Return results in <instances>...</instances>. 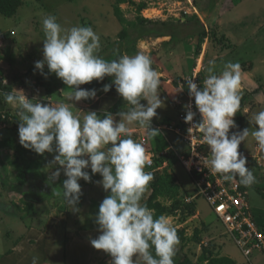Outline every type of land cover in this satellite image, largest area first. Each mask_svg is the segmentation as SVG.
<instances>
[{
  "label": "clouds",
  "instance_id": "9594fccd",
  "mask_svg": "<svg viewBox=\"0 0 264 264\" xmlns=\"http://www.w3.org/2000/svg\"><path fill=\"white\" fill-rule=\"evenodd\" d=\"M42 28L43 59L35 62L34 68L45 79L55 74L68 92L65 102L47 103L35 96L29 99L22 89L2 93L4 101L16 109L19 143L41 156L55 153L47 165L48 183L54 184L61 174L66 177L62 188H54L52 195L61 197L73 212L79 211L82 196L79 181L91 183L92 176L102 177L95 183L108 195L95 216L100 234L90 239V244L111 257L109 264H174L177 231L170 217H155L154 210L142 203L154 177L145 171L151 161L144 144L131 135L133 127L148 139L160 134L152 126L157 109L163 106L160 73L143 52L123 54L111 61L102 58L98 55L100 37L90 26L64 28L55 16L47 15ZM206 72L203 86L185 78L178 91L186 85L201 117L194 123L197 113L191 104L184 105L185 123L191 125L189 138L208 146L211 155L204 164L211 173L221 174L226 182L251 187L256 177L238 149L251 136L264 151V109L253 112L248 119L250 127L239 130L233 117L241 102L240 64L227 62L217 75L215 62L209 61ZM105 77L112 78V84L104 85L102 91L108 93L114 85L127 109L115 115L106 110L100 115L81 110V118L73 109L80 101L94 100L97 90L80 86ZM194 132L200 135L195 137ZM31 264H39V258L34 256Z\"/></svg>",
  "mask_w": 264,
  "mask_h": 264
},
{
  "label": "rangeland",
  "instance_id": "374dc122",
  "mask_svg": "<svg viewBox=\"0 0 264 264\" xmlns=\"http://www.w3.org/2000/svg\"><path fill=\"white\" fill-rule=\"evenodd\" d=\"M224 1L193 0L196 11L201 14L198 19L207 34L201 44L200 52L195 54L198 39L196 35H192L197 29L192 21L193 18H188L187 26H184L183 22L174 20L194 15L190 14L191 11L188 16L179 14L177 7L173 5L174 0H22V6L12 18H5L0 14V45L4 48V55L0 57L4 62L10 61V59L12 62V65L5 70V75L1 76L2 84H11L12 79L16 76L18 83L21 84L14 83L13 88L24 90L29 99L35 96L42 102H47V97L43 95V90L35 84V80L31 77H23L28 69L27 66H32L35 62L43 59L45 34L42 28V19L45 16H55L57 22L64 28L92 27L100 37L101 48L98 55L107 60L116 52L120 32L129 29L132 33L129 24L136 21L137 5L146 3L147 8L156 9L159 13L155 11L146 13L145 10L142 14L149 20L166 22V33L174 35L172 41L169 40V37L140 40L134 46L130 45L129 51L125 53L134 55L137 52H143L149 55L152 59V67L160 73L159 92L163 106L157 109V115L152 121L153 128L157 129L163 125L178 123V109L174 105V100L181 94L178 92V84L190 74L197 64V60L200 59L203 68L200 76L201 81H204L208 75L206 68L209 61L215 62L217 75L220 74L227 62L240 64L239 93L247 97L242 111L243 121L240 125L237 124L238 129L242 130L250 127L248 119L253 112L264 109V0H229L230 9L220 15ZM115 9L121 11L123 22L115 16ZM218 18L223 21L221 32L226 36L225 44H223L219 30L215 26V21ZM158 29L161 28L158 27ZM198 31L199 29H197ZM211 31L216 33L217 40H211ZM226 43H228V47L225 46ZM17 60L20 61L18 64ZM248 63L253 64L250 70H246ZM52 81L55 82L52 84L54 87L61 80L53 74ZM0 99L4 101L1 93ZM141 103L146 104V101H141ZM0 104L2 105L1 101ZM126 109L127 107L123 110ZM0 113L10 116L3 120L0 140L12 137L15 139L16 145L23 149L20 153L12 150L0 152V175H2L0 179L6 181L4 185L0 180V256L12 248L27 226L43 228L50 214L56 215L62 222L69 218L70 220L68 219L67 222L70 224L66 226L68 231L76 226L98 228L95 216L100 203L108 195L101 186L95 183L102 177L99 174L92 176L91 183L79 181L82 190V196L77 205L79 211H71V208L61 197L52 195L54 188L57 190L62 188L63 180L66 177L61 174L59 180L54 184L49 185L48 183L49 169H47V165L55 153H45L43 159L40 157L38 160L40 167L35 166L34 160L37 158L35 152L21 146L18 129L13 127L11 117L16 114V109L6 103ZM159 133L156 138L148 139L140 129L133 127L131 130L133 139L138 141L140 136L145 137L146 148L149 151L164 152L172 146L173 150L164 156L163 163L167 164V169L177 179V183L182 187L184 193L190 196L196 195L193 212L186 207V203L183 201L184 207L166 214L171 218L176 231L184 230L188 238V243L176 247L174 263L189 259L193 264H199L197 261L199 255L210 253L212 256L228 257L238 264H249L236 247L232 237L226 233L224 226L211 207L197 195L192 178L181 166L177 153H185L184 143L172 132L161 133L159 131ZM256 145V141L250 136L244 143H241L238 150L244 155L253 154ZM261 152L264 155V151ZM16 156L20 158V163L24 167L32 170L31 173L29 172L28 183L23 187L16 183L18 170L13 165ZM251 160L248 159L247 165ZM249 167L256 177V183L246 188L248 193L246 200L254 220L258 226H262L264 225V178H259L261 171L259 172L255 165ZM88 171L90 173V169ZM145 171L153 172L149 169H145ZM149 194L150 190H147L142 203L146 202ZM164 203L169 206V202ZM53 210L55 213H51ZM196 229L199 231V235L195 238L193 234ZM251 259L252 264H264V253L254 252Z\"/></svg>",
  "mask_w": 264,
  "mask_h": 264
},
{
  "label": "trees",
  "instance_id": "16d2710c",
  "mask_svg": "<svg viewBox=\"0 0 264 264\" xmlns=\"http://www.w3.org/2000/svg\"><path fill=\"white\" fill-rule=\"evenodd\" d=\"M23 2L22 0H0V14L4 16L5 18H12L18 11V9L22 6ZM147 8L146 3H139L136 7V12L138 16L136 17V21L134 23H130L129 27L132 29V33L129 31V29H125L119 34V41L117 43V49L116 52L107 60L111 61L113 59H118L120 55L125 54L127 51H129L130 45H135L136 42L140 40H147V39H159L163 37H169V40H174L173 34L166 33L165 29L167 27L166 22H155L149 19H146L142 16V11ZM223 11L230 9V1L227 0L223 3ZM222 14V13H221ZM115 16L123 22L122 13L119 9H115ZM188 18H193L192 21L196 25L197 29L199 31L193 33L192 35L197 36V45L195 49V54H198L200 52L201 44L204 42L205 38L207 37L206 30L204 29V26L199 21V19L196 16L193 17H184V20L181 21L180 19H174L177 22H183L182 24L184 26L188 25ZM191 20V19H190ZM160 27L161 29H158ZM131 33V34H130ZM219 35L221 40H225V35L219 31ZM211 40L215 41L216 39V33L214 31H211ZM209 37V36H208ZM226 43V47H228ZM4 55V48L3 46L0 47V56ZM4 58V57H3ZM2 59V57H0ZM11 62V59H10ZM153 66V65H152ZM253 64L248 63L246 70H250L252 68ZM45 73L48 72L47 68L45 67ZM3 75L2 71L0 70V93L11 91L14 83H18V77L16 76L12 79V83L8 85L2 84L1 76ZM23 77H31L35 80V84H37L38 87H42L45 91V95L50 96L54 92V88L52 86V80H53V74H49L47 78L39 73V71L35 70L34 65L28 67L27 71L23 74ZM110 77H105L102 81H92L90 84L84 85V88L87 89H97L99 88L103 81L108 79ZM49 80V81H48ZM21 84V83H18ZM241 95V102H240V109L236 113V116H234V120L236 124H241L243 121V108L245 101L247 100L246 96L243 94ZM3 96V95H2ZM90 100L84 101L85 103H88ZM128 107L126 102L122 100L121 97H119L118 101L110 108L109 112L112 114H116L117 112L123 110L124 108ZM10 116L3 115L0 113V126L3 124V120L5 118H9ZM13 119L14 128H17L19 126L18 117L13 115L11 117ZM2 150H12L15 152L23 151L19 146L16 145L15 139L10 137L3 140H0V152ZM37 156V153H35ZM16 155V154H15ZM163 158L155 160V166L159 167L163 163ZM13 165L17 167V176H16V183L18 186H25L29 181V174L32 170L27 169L20 163V158L16 156L15 161L13 162ZM168 166L164 167L162 170H153L152 169V175L154 179L150 182V185L148 187V190H150V194L146 200V204L150 209L154 210V216L158 217L160 215H166L167 213H170L173 210L179 209L180 207H184L185 203H183V197L187 196L188 194L183 192L182 187L177 183V179L169 172V169H167ZM150 170V169H149ZM30 172V173H29ZM2 175H0L1 178ZM1 180V179H0ZM1 183L5 185L6 181L1 180ZM164 202H169V206L165 205ZM195 202L186 203V207L190 209V211L193 212ZM174 212V211H173ZM199 231L196 229L194 231L193 236L198 237ZM177 236L179 238V244L183 245L185 243H188L187 235L185 234L184 230H177ZM177 245V246H178ZM176 246V247H177ZM210 250V249H208ZM9 252V251H8ZM206 252V251H205ZM209 252V251H208ZM199 264H236L235 261L232 259L225 257V256H212L210 253H202L199 255L197 259ZM176 264H193L191 260L186 259L184 261L178 262Z\"/></svg>",
  "mask_w": 264,
  "mask_h": 264
},
{
  "label": "built area",
  "instance_id": "2783aa9c",
  "mask_svg": "<svg viewBox=\"0 0 264 264\" xmlns=\"http://www.w3.org/2000/svg\"><path fill=\"white\" fill-rule=\"evenodd\" d=\"M173 3V5L177 7L179 14H185V16L191 14L199 17L198 11H196L193 5V0H174ZM147 9L151 8L148 7L145 10ZM142 16L146 18L143 14ZM176 19L183 21L184 17ZM202 71L201 61L198 59L195 67L185 78L195 79L198 85L203 86V81H201L200 77ZM185 78L179 82V90L180 84L184 83L183 80ZM186 104L192 105V111L197 113L194 123L198 122L201 118L200 114L195 107L194 99L189 97L188 89L185 85L184 90L181 91V94L174 100V105L178 109V123L163 125L162 127H157V129L161 133H174L181 139V142L184 143L185 153H177V155L181 166L192 178L194 190H196L197 195L202 197L211 207L213 213L224 226L226 233L232 237L243 257L249 264H252L251 258L254 252L264 253V230L258 226L251 214L246 200L248 193L245 186L236 181H224L221 174L211 173L210 169L204 164L205 158L210 159V150L206 144L200 143L198 139H193L191 141L189 138L188 128L191 127V125L185 123L186 112L184 110V105ZM199 135L200 134L197 132L193 133L195 137ZM138 142L144 144L146 153L149 155L151 161L145 169L162 170L167 166V164L162 163L161 166L156 167L155 160L164 158V156L173 150L172 146L164 152L155 153L154 151L147 150V140L145 137L140 136ZM195 198L196 195H187L184 197L183 201L189 204L194 202Z\"/></svg>",
  "mask_w": 264,
  "mask_h": 264
},
{
  "label": "crops",
  "instance_id": "0c3cea01",
  "mask_svg": "<svg viewBox=\"0 0 264 264\" xmlns=\"http://www.w3.org/2000/svg\"><path fill=\"white\" fill-rule=\"evenodd\" d=\"M222 7L223 6H221L220 15L224 13ZM155 12L159 13L158 11ZM199 16H201V14H199ZM222 22L223 21H221L220 18L215 21V26L219 31H222ZM0 47H2V45H0ZM8 62H4L3 59H0V70L3 75H5V70L8 66L12 65V62ZM18 62L20 61L17 60V64ZM28 67H30V65L27 66V68ZM53 83L55 82L52 81V84ZM57 84L54 85L55 90L50 96L45 95L44 89L40 87V89L43 90V95L47 97V102L66 101V93L68 92L67 86L64 85L62 81ZM106 84H112V78H108L103 81L102 85L96 89L97 96L94 100H90L88 103H85L84 101L78 102L73 111L80 112L81 118L83 115L82 111H97L98 115L102 114L101 110L109 112L110 108L118 101L120 96L116 92L114 85L108 93H104L102 89ZM80 87L84 88V85H81ZM62 90H65V93H62ZM0 101L3 105L2 106L0 104V106H2L0 108L1 111V109L5 107L6 103L1 99ZM2 126H0V131L3 128ZM16 129H18V127ZM255 149L256 150L253 154H245L247 164L248 159L253 160L249 161L250 164H246V167L250 169L249 166L255 165L259 172H262L259 173V178L261 179L264 178V155L261 154L262 152L258 149L257 145ZM40 157L43 159L44 155L37 156L36 160H34V163L36 164L35 166L37 167H40V164H38ZM54 210L53 212L51 211V213H55ZM59 219L60 218H57L56 215L50 214L46 224L43 225V228L39 229L34 226H27L24 228L22 234L19 236L12 248L8 250L9 252L6 251L0 256V264H31L34 256L39 258V264H109L111 257L101 250L94 249L90 244V239H95L100 234L98 228H81L76 226L73 229L70 227L72 230L68 231L66 226L70 224V222H67L69 218L65 220V222H62ZM259 227L264 230V225ZM153 254H155L154 249ZM174 264H176V262ZM236 264L238 263L236 262Z\"/></svg>",
  "mask_w": 264,
  "mask_h": 264
},
{
  "label": "water",
  "instance_id": "95a60500",
  "mask_svg": "<svg viewBox=\"0 0 264 264\" xmlns=\"http://www.w3.org/2000/svg\"><path fill=\"white\" fill-rule=\"evenodd\" d=\"M150 11H156V9H155V10L148 9V10H146L145 12H146V13H149Z\"/></svg>",
  "mask_w": 264,
  "mask_h": 264
}]
</instances>
